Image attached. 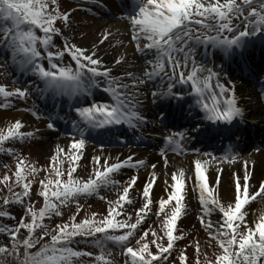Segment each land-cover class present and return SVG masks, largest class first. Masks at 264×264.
<instances>
[{
	"label": "snow or ice",
	"instance_id": "snow-or-ice-1",
	"mask_svg": "<svg viewBox=\"0 0 264 264\" xmlns=\"http://www.w3.org/2000/svg\"><path fill=\"white\" fill-rule=\"evenodd\" d=\"M92 6L106 7L100 0H79L71 10H62L60 0H0V69L4 70L0 76L7 73V80L12 70L28 78L13 79L18 86L11 90L7 83H0V109H13L14 101L30 98L51 100L55 111H40L35 104L22 111L46 120L52 132L63 121L70 136L65 146L57 144L51 151L48 165L39 168L5 146L36 141L39 129L25 130L20 119L0 127V154L16 161L11 176L0 179L9 193L0 204V237L4 238L0 264H114L115 255L123 257V264H189L184 250L175 257L173 251L184 239L178 222L190 215L191 199L198 201L196 219L207 237L203 252L200 241H195L192 264H264V179L257 182L258 187L252 183L254 163L250 168L249 161L243 160L241 170L231 173L225 194L220 191L219 165L242 159L235 148L225 149L220 158L193 150L194 158L186 167L168 172L169 153L186 157L190 141L221 135V126L243 119L235 85L222 66H208L207 49L231 59L243 56L250 47L264 46V0H132L118 19L127 21L129 43L140 54L138 73L127 70L126 57L113 53L106 62L107 53L101 55L102 46L111 44L110 29L102 31L90 47L69 41L65 30H73L74 14L91 13ZM201 46L206 51L197 60ZM148 89L154 104L175 101L181 112L187 105L189 117L187 128L163 136L159 154L165 187L158 198L154 195L158 163L132 155L113 161L101 153L91 156L90 171L83 164L89 139L112 135L119 131L117 126L134 133L148 126L141 110V97ZM98 92L109 102H97ZM65 106L69 111L61 115ZM168 116L162 108L156 120L166 126ZM213 163L217 165L214 182L209 179ZM142 168L146 178L141 184L138 173ZM132 170L137 174L125 178ZM81 171L87 175L81 176ZM41 172L44 178L37 181ZM102 191L115 192L116 197L107 198ZM94 197L104 201L105 210L80 218L81 201ZM254 202L259 205L256 210L251 208ZM38 203L37 209L34 205ZM14 206L21 210L19 218L11 212ZM65 210L70 213L67 220L63 219ZM150 213L162 216L158 230L151 224L144 228ZM55 218L62 222L53 226Z\"/></svg>",
	"mask_w": 264,
	"mask_h": 264
},
{
	"label": "bare ground",
	"instance_id": "bare-ground-1",
	"mask_svg": "<svg viewBox=\"0 0 264 264\" xmlns=\"http://www.w3.org/2000/svg\"><path fill=\"white\" fill-rule=\"evenodd\" d=\"M100 2H102L106 5L108 10H110L111 15L116 16V14H119L118 11H120V8H121L120 0H100ZM106 17L107 16H105L104 18H106ZM117 24H112L109 22H107V23L98 22L97 25H95V28H97V29L106 25L108 27L106 30H109V29L111 30L112 37L118 38L113 43L112 46L110 44H105L102 46L101 55H104L105 52L107 53V55L104 56L106 62H108L110 60L111 54L113 55V53L119 52L118 45H120V43L123 41V39L121 38L122 32L120 31V28L125 29V23L120 22ZM131 46H132V44H131ZM113 47H116L114 52L112 51ZM209 49H207V50H209ZM212 51L214 54L211 57V59L214 57L215 66H222L224 68V71H225L227 77L231 80L232 84L235 85V93H236V99L238 102V106L242 109V111L244 113L243 119L245 117H247L246 120L244 121L246 126L244 127L241 135L251 133V131H254V130L257 132H263L264 131V114L260 115V116L256 115V112H260L261 114L264 113V101H263V95H261L262 94L261 90L263 89L262 88L263 86L262 85L252 86V85L246 84L244 82V80L242 79V77L245 76L246 71L248 72V71L252 70L255 73L256 72L259 73V76L261 78H263L261 83H264V46H261L260 48L258 47V45L254 46V47H250L244 53V54H246V56L245 55H243V56L236 55V56H233L231 59L224 57V55L217 50H212ZM120 57H121V55H120ZM122 57L127 58V55L122 54ZM202 57H203V55H201L198 58V60H201ZM133 58H134V60H137V61L139 60L138 64L141 67L142 62L140 61L141 60L140 54L136 53V52L133 53ZM207 59H208V61H210L209 58H207ZM234 62L243 67L242 74L240 76H238L237 78H235L229 72L231 70V67L234 64ZM127 68H128V66H127ZM140 69L138 70V72L140 71ZM138 72H134V73H138ZM147 92H148V90H146V93ZM141 99L143 101V106L141 109L142 112L147 113L148 116H152V118H154L156 120V114L155 113L151 114L149 112V110L152 106L151 103H148L147 101L143 100V99H145V96H142ZM189 100H190V98H189ZM166 104H168V103L165 102L164 105H166ZM168 106H169V104L166 105V107H168ZM153 107L155 108L156 106L153 105ZM184 108L186 109L187 105H184ZM171 111L172 110H170V112ZM184 114H187V116H188L187 112H184ZM193 115H195V113H193ZM8 119L12 120V122H14L16 119H20L26 125H35V127H37L39 129V132L37 133V135L42 140L53 138V142L51 143L52 148H50L48 150L49 153H51V151H53L55 149V146L57 144H59L60 146L63 147V146H65V144L70 139V136L60 134V132H57V131L52 132L51 130L46 128L44 122L41 123V121H35V120L31 119L30 117H27V116L24 117L23 114L20 112L19 113L18 112L10 113L7 116V118L5 117L4 119H0V123L3 124V123H5V121H9ZM157 122L152 124L151 128L147 132H145V133L139 135L137 138L133 139L132 143H143V144H147L149 146H153L157 142V140L159 139V135L156 134L155 129L158 130V129H160V127H163L160 125V123L157 124ZM194 122L192 121V123H194ZM187 123H189V117L187 118ZM164 124L165 125L167 124L166 120L164 121ZM62 126L66 127L64 122H63ZM246 131H248V132H246ZM161 134L164 135L165 132L163 131V132H161ZM200 137L201 136H198L193 141H190L187 147L195 149V147H196L195 145L197 144L198 140H201ZM208 139L217 140L214 135L212 137H209ZM46 150H47L46 144H43L42 151H46ZM199 151L209 152L208 145H205V147ZM101 153L106 157L110 156L113 161H115L116 159H123L129 155H132L135 159H143L146 162H148L149 164L158 163L157 172L159 175V180H158V182L154 188V195L157 198L164 195V192H163V189L165 187V184H164L165 176L163 175L164 167H163V161L160 157V154L157 153V151H153V150H150V149H147L144 147L142 149H138V148H135L133 146H127V147L120 148V149H117V148H108V149L96 148V147H93L89 142L87 143L85 155H92V154L95 155V154H101ZM209 153H211V152H209ZM168 155H169V161H170V166L168 168L169 173L171 171H173L174 169L180 167L181 165L186 167L188 164V161L194 158L193 152H189L188 156H186V157L185 156L176 157L172 153H169ZM213 155L216 156L217 158H220L224 154H220V156H217L215 154H213ZM240 157L242 159L238 160L234 164H220L219 165L222 168V180H221V188H220L221 194H225L226 190L228 189V185L230 183L231 173L241 170L243 160H245V159L249 161V167L250 168L252 167L253 163L255 165V167H254L255 179L252 181V183L254 185H257V187H258L257 182L261 179H264V151L259 150V151H254V152L246 153V154L242 153V154H240ZM216 166L217 165L215 163H213L212 170L210 171V175H209V179L213 182H214L215 176H216V172H215ZM151 171H152L151 168L147 169V172H151ZM131 174H137V173L135 172V170H132L130 172H126L125 178L127 175H131ZM138 175L140 177V183L142 184L146 178L145 169H143V168L140 169ZM169 179H170V177H169ZM192 195H193V193L189 189V197L191 198ZM197 205H198V201L195 199H191L189 210L190 211L195 210V209L197 210ZM258 207H259V205L255 202L251 205V208L253 210L258 209Z\"/></svg>",
	"mask_w": 264,
	"mask_h": 264
},
{
	"label": "rangeland",
	"instance_id": "rangeland-1",
	"mask_svg": "<svg viewBox=\"0 0 264 264\" xmlns=\"http://www.w3.org/2000/svg\"><path fill=\"white\" fill-rule=\"evenodd\" d=\"M61 2V8L62 10H71L72 7H75L79 4V0H60ZM82 7H88V5H82ZM99 8L92 6L91 7V13L88 12H77L75 13V18L72 19L71 25H72V31H68L65 30L66 35L69 38V41L71 43H75L77 45H81V46H85V47H90L93 41H98L101 38V33L102 31L106 30L108 27L106 25H104L101 28H95V25H97L98 22H103V23H112V24H117L120 22H124L122 19H118L119 16H107L106 18L104 17H100L97 16L96 13H99ZM127 24V21H125V25ZM118 25V24H117ZM57 26H60L59 24ZM124 27V26H123ZM119 30V29H118ZM120 31L122 32L121 34V38L123 39V41L121 42L124 46L121 48L120 45H118L119 47V52L115 53L117 56L122 57V54H126L127 55V60L129 61V65H126L127 70L132 71V72H138V70L141 68L138 64L139 61L134 60L133 58V53H135V49H134V45L131 46V44L129 43L128 40V36L126 33V30L124 28H120ZM118 38H114L111 37V46L113 45V43L117 40ZM62 43V40L60 41ZM107 44V43H106ZM117 47V46H116ZM116 47L112 48V51L114 52ZM125 50V51H124ZM199 53H200V49H199ZM200 55V54H199ZM199 55L196 56V59L199 57ZM112 54H111V58L108 62H110L112 60ZM212 64V62H208V66L210 67V65ZM0 71H4L3 69H0ZM11 72V77H9L7 80L5 79V76H7V73H5V76H0V83H7V86L9 88V90H11L14 87H17L18 85H14L12 83L13 79L19 78V76H17V72L9 70ZM247 84V83H246ZM102 94L103 96H101V98H97V102H108V98L106 97L105 94H103L102 92H98V96ZM104 98V99H103ZM51 100L48 101H42L36 98H30L29 100H27L26 102L24 101H20L18 103H16L14 101V103L16 104V107L13 109H0V119H4L5 117L7 118V116L10 113H16V112H20L23 114V116H27L30 117L31 119L35 120V121H41V123L44 122L45 126L47 121L44 119H40L37 120L35 117H33L29 112H25L22 111V109L24 108H30L33 106V104L36 105L37 109L40 111H46L48 109H51L53 111H55L56 109L52 108L51 103H49ZM86 106V105H85ZM16 108L21 109V111H17ZM264 113H260V112H256V115H263ZM9 121H5V123H0V127H6L9 123L12 122V120L8 119ZM34 124V123H33ZM36 129H38L37 127H35V125H26V129L27 131H36ZM61 134H66V132H61ZM69 135V134H67ZM262 138H264V134L262 136ZM53 142V138L52 139H44L42 140L38 135H37V140L36 141H30L27 144H6V147H13L15 149L16 152H19L21 154V156L27 158L30 162L35 163V165L39 168H43L46 167L49 163V160L47 159V157L50 155L49 153V149L52 148L51 147V143ZM43 144H46V151H42V147ZM94 146H97L96 144H94ZM103 147L105 148H109L110 145H104ZM119 148H123V147H119ZM263 151V150H262ZM94 155V154H92ZM92 155H85V158L83 159V164L88 166V171L91 170V163H90V158ZM15 163L16 161L12 158L9 157L7 155L4 154H0V179L3 178V176L5 174H8L11 176L12 172H14L15 170ZM5 165H7V167H5ZM65 167H67V162H65ZM79 171V169H78ZM45 173L41 172L37 175V177L35 178L37 181L40 179L44 178ZM81 176H85L87 175V172L81 171L80 172ZM16 191H19V189H15ZM36 190V185L34 184V188H33V192ZM9 195V193L7 192L6 188L3 185H0V204H2V199L3 197ZM101 195L106 196L107 198H111L114 199L116 197L115 192H101ZM35 196L33 195L32 199L35 200ZM81 203L84 205V210L81 212L80 214V218H83L85 214H90L92 211H96V212H103L106 208V204L104 203V201L100 200L99 198H91L87 201H81ZM41 205L35 204L34 207H36L37 209L40 207ZM90 206V207H89ZM137 207H139V205H137ZM75 206H72V210L74 211ZM155 211V208L153 209ZM130 212L133 211V209H129ZM11 212L13 215H16L17 218H19V216L21 215V210L19 208V206H14L11 209ZM70 213L65 210V215H64V220H67L68 215ZM197 210H192L190 211V215L186 218H182L178 224H179V228L183 233L184 239L180 240L177 242L176 248L173 251V257L176 256L177 252L179 250H184L186 252V255L189 257V264H192V260L194 258V243L196 240H199L201 243V249L202 252L204 251V249L207 248V237L206 234L203 232V230L200 228L199 222L196 219V215H197ZM151 219L148 220V223L144 225V228H148V225L151 224L152 229L153 230H158V225L160 220L162 219V216L160 218L155 217L154 215H152L150 213ZM3 223H7L9 225H12L14 223V221H2ZM47 222V221H46ZM57 222H62L60 220V218H55L52 221V225L54 226L55 223ZM3 237H0V243H3ZM48 238L46 237V240ZM165 243H166V239H165ZM189 245H193L192 247H189ZM81 248H84V250H89L87 249L85 246L81 245ZM152 250L155 252V247H152ZM209 253H211L212 249H207ZM114 253L118 250L113 249ZM87 259V258H85ZM114 259V264H123V257L115 255L113 257ZM163 264V262H162Z\"/></svg>",
	"mask_w": 264,
	"mask_h": 264
}]
</instances>
